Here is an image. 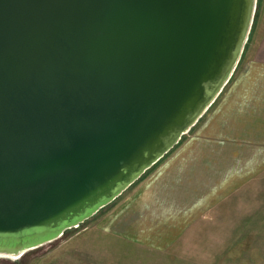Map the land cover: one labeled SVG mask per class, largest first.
<instances>
[{
	"label": "water",
	"instance_id": "obj_1",
	"mask_svg": "<svg viewBox=\"0 0 264 264\" xmlns=\"http://www.w3.org/2000/svg\"><path fill=\"white\" fill-rule=\"evenodd\" d=\"M257 0H0V255L78 227L171 151Z\"/></svg>",
	"mask_w": 264,
	"mask_h": 264
},
{
	"label": "crops",
	"instance_id": "obj_2",
	"mask_svg": "<svg viewBox=\"0 0 264 264\" xmlns=\"http://www.w3.org/2000/svg\"><path fill=\"white\" fill-rule=\"evenodd\" d=\"M258 46L136 191L106 211L105 231L167 251L201 220L223 211L225 202L257 183L264 187V42Z\"/></svg>",
	"mask_w": 264,
	"mask_h": 264
},
{
	"label": "rangeland",
	"instance_id": "obj_3",
	"mask_svg": "<svg viewBox=\"0 0 264 264\" xmlns=\"http://www.w3.org/2000/svg\"><path fill=\"white\" fill-rule=\"evenodd\" d=\"M262 42L264 0H257L248 40L233 75L243 69ZM140 181L78 227L21 256L0 255V264H264L263 184L257 183L252 192L240 194L238 199L227 200L223 211L211 213L173 247L160 252L105 231L106 211L135 192Z\"/></svg>",
	"mask_w": 264,
	"mask_h": 264
},
{
	"label": "trees",
	"instance_id": "obj_4",
	"mask_svg": "<svg viewBox=\"0 0 264 264\" xmlns=\"http://www.w3.org/2000/svg\"><path fill=\"white\" fill-rule=\"evenodd\" d=\"M156 164H157V163H156ZM154 166H155V165H154ZM154 166H152L151 168H153ZM151 168H150V169H151ZM150 169H149V170H150ZM149 170H148V171H149ZM146 172H147V171H146ZM146 172H145V173H146ZM145 173H144V174H145ZM142 176H143V175H142ZM142 176H141V177H142ZM141 177H140V178H141ZM138 180H139V179H138Z\"/></svg>",
	"mask_w": 264,
	"mask_h": 264
}]
</instances>
